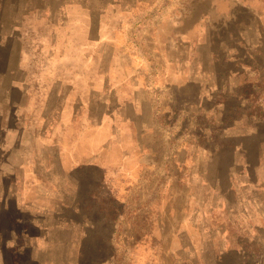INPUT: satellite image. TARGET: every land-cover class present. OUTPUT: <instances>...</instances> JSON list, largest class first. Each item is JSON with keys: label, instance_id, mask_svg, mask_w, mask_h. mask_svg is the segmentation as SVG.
<instances>
[{"label": "rangeland", "instance_id": "obj_1", "mask_svg": "<svg viewBox=\"0 0 264 264\" xmlns=\"http://www.w3.org/2000/svg\"><path fill=\"white\" fill-rule=\"evenodd\" d=\"M0 264H264V0H0Z\"/></svg>", "mask_w": 264, "mask_h": 264}, {"label": "crops", "instance_id": "obj_2", "mask_svg": "<svg viewBox=\"0 0 264 264\" xmlns=\"http://www.w3.org/2000/svg\"><path fill=\"white\" fill-rule=\"evenodd\" d=\"M99 18V17H98ZM101 18V17H100ZM94 28V33L92 34L91 39L96 41L97 43H101V39H103V28L102 25L99 22V19L97 20V23H94V25L92 26ZM129 42L130 39H129ZM97 45V44H96ZM80 53H83V50H80ZM148 62V61H147ZM144 62L142 65H140V67L136 66L133 67L131 69H128L127 72H122V67L121 64L116 65L115 67H110L109 68V72L108 74L103 75L102 71L99 69L98 67V72L95 73L94 77L99 79L102 81V83L104 82L103 79H105V86L108 87V91L109 93H111L112 95V99L114 98L113 94H117V87L120 86H124L126 84H132V87L134 89H137L136 91L134 90V94L137 95V93L139 94L140 92H144L146 89L149 90H156L159 89V87H162V74L163 73H158L153 72L152 68L150 67V63ZM80 61H78L77 63L72 64L71 66L73 67V69L70 71L69 74L70 75V80L71 83H77L74 80H79V83H83L84 85H87V75L86 73L82 72L83 70H87V66L85 67H80ZM118 66V67H117ZM118 71V72H116ZM156 73V74H155ZM181 73L179 72V78H182L183 75H180ZM183 74V73H182ZM105 76V77H104ZM237 79V86H240L243 82V84H245V79H241L236 77ZM181 80V79H180ZM182 81L178 82L179 85H182L181 83ZM235 82V83H236ZM164 83V80H163ZM188 84L186 85H195V82L192 80H189L187 82ZM234 83V84H235ZM176 84V83H175ZM226 84H228L229 86H231V82L230 79L228 80V83L226 82ZM177 85V84H176ZM243 134H247V132H242ZM253 132H251L250 134H252ZM255 133V132H254ZM248 134V135H250ZM256 189V188H255ZM251 204L253 206V210L254 213H259V207L258 204L256 202L251 201Z\"/></svg>", "mask_w": 264, "mask_h": 264}]
</instances>
